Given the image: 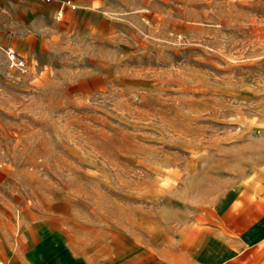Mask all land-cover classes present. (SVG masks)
Returning <instances> with one entry per match:
<instances>
[{"label":"rangeland","instance_id":"1","mask_svg":"<svg viewBox=\"0 0 264 264\" xmlns=\"http://www.w3.org/2000/svg\"><path fill=\"white\" fill-rule=\"evenodd\" d=\"M61 1L0 0L12 264L129 253L264 173V0Z\"/></svg>","mask_w":264,"mask_h":264},{"label":"crops","instance_id":"2","mask_svg":"<svg viewBox=\"0 0 264 264\" xmlns=\"http://www.w3.org/2000/svg\"><path fill=\"white\" fill-rule=\"evenodd\" d=\"M176 230L177 235L144 239L129 253L115 252L102 262L81 255L54 254L44 245L32 246L28 254L34 247H44L70 262H49L37 250L26 258L17 256L27 264H264V173L227 190Z\"/></svg>","mask_w":264,"mask_h":264},{"label":"built area","instance_id":"3","mask_svg":"<svg viewBox=\"0 0 264 264\" xmlns=\"http://www.w3.org/2000/svg\"><path fill=\"white\" fill-rule=\"evenodd\" d=\"M66 7L74 8L75 4L70 0L61 1L55 11L56 17L58 19L63 16ZM5 51L9 67H17L19 69H22L24 67V59L12 47L6 48ZM0 264H9V262L0 258Z\"/></svg>","mask_w":264,"mask_h":264},{"label":"bare ground","instance_id":"4","mask_svg":"<svg viewBox=\"0 0 264 264\" xmlns=\"http://www.w3.org/2000/svg\"><path fill=\"white\" fill-rule=\"evenodd\" d=\"M9 264H12V263L9 262Z\"/></svg>","mask_w":264,"mask_h":264}]
</instances>
